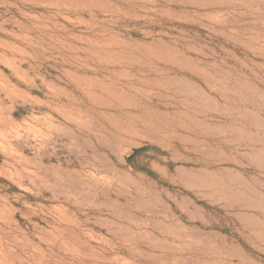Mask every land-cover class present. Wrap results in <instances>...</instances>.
I'll return each mask as SVG.
<instances>
[{"label": "rangeland", "instance_id": "1", "mask_svg": "<svg viewBox=\"0 0 264 264\" xmlns=\"http://www.w3.org/2000/svg\"><path fill=\"white\" fill-rule=\"evenodd\" d=\"M0 264H264V0H0Z\"/></svg>", "mask_w": 264, "mask_h": 264}, {"label": "trees", "instance_id": "2", "mask_svg": "<svg viewBox=\"0 0 264 264\" xmlns=\"http://www.w3.org/2000/svg\"><path fill=\"white\" fill-rule=\"evenodd\" d=\"M139 149L135 150L134 152H137Z\"/></svg>", "mask_w": 264, "mask_h": 264}]
</instances>
